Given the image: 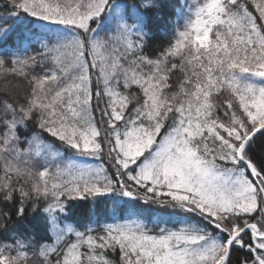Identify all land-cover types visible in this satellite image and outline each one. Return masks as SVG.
<instances>
[{
	"label": "snow or ice",
	"instance_id": "obj_1",
	"mask_svg": "<svg viewBox=\"0 0 264 264\" xmlns=\"http://www.w3.org/2000/svg\"><path fill=\"white\" fill-rule=\"evenodd\" d=\"M0 264H264V0H0Z\"/></svg>",
	"mask_w": 264,
	"mask_h": 264
}]
</instances>
